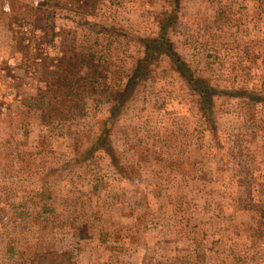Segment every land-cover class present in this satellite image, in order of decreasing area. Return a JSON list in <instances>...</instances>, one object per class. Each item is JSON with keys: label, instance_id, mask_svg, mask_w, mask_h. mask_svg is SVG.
I'll use <instances>...</instances> for the list:
<instances>
[{"label": "rangeland", "instance_id": "1", "mask_svg": "<svg viewBox=\"0 0 264 264\" xmlns=\"http://www.w3.org/2000/svg\"><path fill=\"white\" fill-rule=\"evenodd\" d=\"M44 2L0 0V264H264V0ZM163 23L209 121L165 54L112 113Z\"/></svg>", "mask_w": 264, "mask_h": 264}, {"label": "trees", "instance_id": "2", "mask_svg": "<svg viewBox=\"0 0 264 264\" xmlns=\"http://www.w3.org/2000/svg\"><path fill=\"white\" fill-rule=\"evenodd\" d=\"M98 0H64V3L66 6H69L73 10L75 15L80 16L79 21L75 20L78 25L80 26H88L91 29H96V27H100L97 23L90 22L85 16H89L91 12L94 10L96 3ZM48 2V0H47ZM46 0L43 4H40L41 7L44 4H47ZM164 22V21H163ZM161 36L156 39L148 40L145 42V55L144 57L139 60L137 63V66L133 72V75L129 77L128 82L125 86V88L119 93V95L113 99L116 103L113 104L112 107V113L115 114V111L119 109L121 105H123L127 98L131 96L132 92L134 91L136 85L146 78L145 71L149 67L150 64H152L156 59L159 58L160 55L165 54L168 56L171 61L174 63L176 69L179 71V73L184 77V79L187 81L189 86L199 94L201 98V110L204 113V116L207 121H209L210 116L213 112L212 104H213V96H215L216 93L219 91L215 89L213 86L210 85L209 81L205 78H198L196 77L186 62L183 61V59L180 57V55L176 52L174 49L173 43L170 41V39L167 36L169 25H164V23L161 26ZM104 29V27H101ZM77 57V54L75 57L70 56L67 52L60 58V65H57L56 71H51L52 74H59L58 83L61 87H64L68 83H70L75 76H80L81 72H76L73 76V72L77 68V65L75 63V58ZM145 76V77H144ZM71 86V84H69ZM48 88V86H47ZM33 99L36 101L38 105L44 108L46 105L51 106L52 103H54L53 100L47 99L46 94H43L40 96V98L37 100L33 97ZM57 100V99H55ZM62 100L61 102H64V104L69 103L72 104L73 99H70L68 97L67 99L60 98ZM255 102H261L264 100V96H256L252 98ZM113 102V101H112ZM69 113H72V108L69 109ZM104 135L107 136L108 130L105 129L103 132ZM102 138V137H101ZM100 138V139H101ZM111 142H108V147L105 143H99V146H103L105 150L111 154V156H114V149L111 147ZM67 254L61 255V254H49L46 258L50 257H58L62 258L66 256ZM68 263L73 264L69 257ZM48 264V263H46ZM49 264H55V262L49 263Z\"/></svg>", "mask_w": 264, "mask_h": 264}]
</instances>
